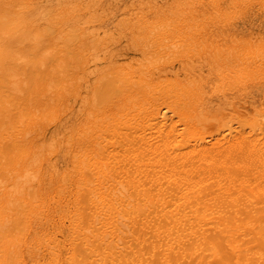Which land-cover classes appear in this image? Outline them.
<instances>
[{"label":"bare ground","instance_id":"6f19581e","mask_svg":"<svg viewBox=\"0 0 264 264\" xmlns=\"http://www.w3.org/2000/svg\"><path fill=\"white\" fill-rule=\"evenodd\" d=\"M249 1L0 0V11L23 6L29 16L57 2L74 23L88 20L83 33L102 39L104 48H116L111 31L122 17L131 14L143 26L149 60L105 65L115 112L79 135L87 151L76 157L75 176L59 181L61 188L75 182L72 199L61 205L74 209L71 218L91 234L74 228L81 251L70 264H264V109L252 97L206 100L200 78L189 77L202 74L200 65L191 74L187 66L175 71L184 61L212 59L250 97L248 82H264V27L236 26V12ZM96 16L98 26L90 22ZM24 28L30 30L22 38L40 45L35 55L55 57L54 43L61 53V34L42 38L39 24ZM93 59L84 62L89 83L92 74L106 73ZM72 90L36 82L23 94L17 81L6 90L12 97L0 98V264H26L25 253L35 249L32 232L48 221L38 212L46 202L39 199L40 146L33 137L62 122ZM248 110L251 119L238 128L233 119ZM119 139L127 147L124 164L117 161ZM59 177L53 173L52 181Z\"/></svg>","mask_w":264,"mask_h":264},{"label":"rangeland","instance_id":"374dc122","mask_svg":"<svg viewBox=\"0 0 264 264\" xmlns=\"http://www.w3.org/2000/svg\"><path fill=\"white\" fill-rule=\"evenodd\" d=\"M248 3L250 4L244 5L246 7L242 11L236 12L238 17L235 20L236 26L244 27L249 23H256L264 27V1L250 0ZM51 5V8L48 6L49 8L33 16L27 15L28 9L23 6L8 5L0 11V98L2 99L5 95L11 98L13 93L6 92V90L17 81L23 84V94L33 90L36 82L43 84L49 91H71V88L74 91L73 100L64 99L66 104L62 106L60 116L62 122L51 125L41 134L34 133L37 137L33 138L40 146L38 176L40 183L43 184V192L39 199L46 202L41 203L38 212L47 214L48 221L32 232L35 249L31 253H25L26 264H70L73 256L77 258L80 256V241H77L73 233L74 228L77 227V230L80 228L82 232H86L83 235L91 236V234L87 225L80 226L75 217L71 218L74 209L61 205L67 203L63 202L66 198L72 199L71 194L76 186L75 182L65 180L68 185L66 188H61L59 186L62 183L59 181L68 176H75V171L78 169L76 157L81 156L79 154H82L83 150L87 151L86 148L83 149L84 145L79 135L92 126L93 122L102 121L110 113L115 112V100L109 92L112 86V71H108L105 65L112 61H118L117 64L123 63V65L136 64L140 61L146 62V59L150 58V56L145 55L147 58L144 56L146 48H142L143 26L139 25L136 20L131 21L134 18L131 14L122 17L123 22L111 31H114L116 48H104L102 39L92 36L91 33H83L82 27L85 26L81 23L84 24L83 21L88 20L83 19L78 24L74 23L68 15L60 11L61 7L57 5V2ZM90 22L98 26L101 16L93 17ZM35 24L42 27L36 33L42 38H58L61 34L64 44L60 54H56L60 47L56 43L50 47L55 57L46 59L47 56L43 52L39 55L34 54L40 45L23 39L22 36L30 30L24 27H33ZM133 27H137L136 32H131ZM218 33L221 34V32ZM82 35L85 37L83 40ZM90 57L94 58L91 63L99 64L96 71L104 69L105 72L106 70V73L100 71V74L101 72L104 74L99 78H97L98 75L94 77L92 74L91 83H89L88 72L83 71L84 62ZM54 62L56 63L52 64ZM169 62V59H165L166 65L170 64ZM199 65L202 74L189 75V77L193 80L200 78L202 94L204 93L203 97L206 100L230 99L233 103L249 100L248 102L252 103V98H254L257 101L253 99L256 105L264 109V82L249 81L246 92L251 95L244 98L242 96L244 92L238 91L239 83L225 79V76L230 74L227 66L216 63L212 59L205 58L203 61H196L193 66L184 61L181 65H177L175 71L185 73L186 69L183 68L187 66L191 74L192 68ZM101 67L104 68L101 69ZM231 67L234 68V66ZM35 68L39 71H34ZM241 113L243 114V116L239 115L241 118L234 115L235 119H233L237 122L234 124L238 128L246 125V121L251 119L253 112L249 113L248 110ZM110 140L115 141L111 137ZM124 143L123 139H119L118 146L121 147H118L117 161L123 164L127 163L125 154L127 147L122 146ZM53 173L60 174L58 180L52 181ZM55 206L59 207L58 211L55 210ZM91 240L93 242V239ZM54 248H56L55 252L51 250Z\"/></svg>","mask_w":264,"mask_h":264}]
</instances>
